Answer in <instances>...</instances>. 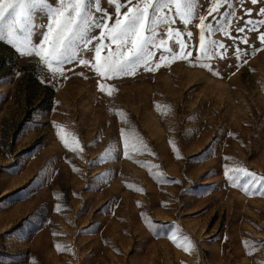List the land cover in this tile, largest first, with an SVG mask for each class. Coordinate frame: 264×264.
Instances as JSON below:
<instances>
[{
  "label": "rangeland",
  "instance_id": "1",
  "mask_svg": "<svg viewBox=\"0 0 264 264\" xmlns=\"http://www.w3.org/2000/svg\"><path fill=\"white\" fill-rule=\"evenodd\" d=\"M245 3L247 19H264V4ZM233 10L243 14L235 0ZM175 19L169 27L193 33L195 57L199 21L185 29ZM248 35L244 59L212 60V73L176 46L174 56L154 49V71L108 79L78 63L53 76L0 41V264H264L260 186L245 191L250 177L234 187L223 175L224 166L264 174V42ZM103 43L102 59L115 49Z\"/></svg>",
  "mask_w": 264,
  "mask_h": 264
},
{
  "label": "snow or ice",
  "instance_id": "2",
  "mask_svg": "<svg viewBox=\"0 0 264 264\" xmlns=\"http://www.w3.org/2000/svg\"><path fill=\"white\" fill-rule=\"evenodd\" d=\"M205 2L208 4L206 15L200 12L203 5L199 0H126V5H122L119 0H107L108 5H115L114 13H109L102 6V0H95L94 12L102 14L97 18L93 13V0H0V41L14 46L20 55L38 57L53 76H63L64 66L78 63L105 79L109 78L110 73L134 75L140 68L154 71L150 67L154 49L174 56L176 46L180 49L179 58L184 61L207 59L209 63H201L200 66L212 73L215 67L210 63L212 60L228 61L233 57L244 59L247 52L241 45L249 43V33L256 34L259 41L264 42V19H247L253 15L254 9L247 7L245 0H235L242 15L233 10L234 0ZM247 3L256 6L264 4V0H247ZM122 7H126L123 12ZM37 10L46 13V24L34 23ZM258 14L264 17V7H259ZM176 17L185 29L194 20L199 21L194 25L199 35L198 54L195 57L193 50H188L193 47L188 43L193 39V33H182L169 27L176 23ZM110 19L111 24L106 22ZM160 25L167 28V39L159 38ZM94 29L100 30L99 37L91 35ZM34 33H42L43 38L38 44L30 39ZM217 33H222L226 38L231 37L230 43L212 39ZM185 34L187 39L183 38ZM104 40L111 41L115 49L108 51L102 59V50L110 48V45L103 43ZM169 41L172 46H169ZM87 52H94V61L85 58ZM161 59L165 57L162 55ZM216 74H219L218 70ZM100 90L103 91V85ZM120 131L123 136L124 130ZM60 139L65 148L70 146L63 136ZM125 147H128L127 143ZM175 147L173 144V149ZM72 150L83 149H79L77 142ZM106 158L111 159L112 154L106 152L94 158L90 164L95 165ZM223 175L227 181L233 182L234 187L239 186L240 177H250L244 186L245 191H248L249 185H259L256 191L264 195V174L258 175L247 167L224 166ZM147 222L151 226L152 222ZM189 250L185 248L186 252Z\"/></svg>",
  "mask_w": 264,
  "mask_h": 264
}]
</instances>
